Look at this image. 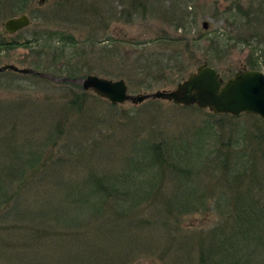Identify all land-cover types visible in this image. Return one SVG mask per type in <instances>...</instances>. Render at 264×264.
I'll return each mask as SVG.
<instances>
[{
    "label": "rangeland",
    "instance_id": "rangeland-1",
    "mask_svg": "<svg viewBox=\"0 0 264 264\" xmlns=\"http://www.w3.org/2000/svg\"><path fill=\"white\" fill-rule=\"evenodd\" d=\"M9 4L0 0V65L44 76L0 72V182L8 196L0 204V264H216L201 263L199 243L212 231L229 246L223 231L229 232L233 206L220 208L218 198L232 196L234 189L224 186L221 171L213 168L228 148L231 159L234 151L251 153L250 114L228 118L163 99L110 107L93 93L98 100L89 95L72 106V92L81 85L60 80L94 74L123 79L130 94L150 93L173 88L204 61L227 79L243 67L251 69L250 55L257 60L253 69L264 72V0H142L144 7L137 10L129 0H31L21 12ZM21 13L29 25L9 35L4 22ZM11 39L16 47L8 48ZM146 56L150 59L140 60ZM110 109L114 113L107 118ZM158 142L169 158L188 161V183L177 184L165 157L162 167H149L155 175L147 176L153 177L135 175L133 181L143 182L145 191L149 186L159 191L157 200L144 196L127 216L117 214L123 198L119 206L110 201L115 208L105 201L95 215L76 207L71 220L63 214L60 222L49 213H68L66 192L75 188L68 185L89 183L92 173L125 171L131 159L147 163L141 146ZM12 151L24 154L22 177L9 174L17 158ZM30 151L37 155L33 166L23 164ZM25 213L40 216L33 220ZM84 213L93 217L82 223ZM226 250L216 252L215 261L224 252L235 258L232 247ZM240 261L234 264H264V242L243 248Z\"/></svg>",
    "mask_w": 264,
    "mask_h": 264
},
{
    "label": "trees",
    "instance_id": "trees-1",
    "mask_svg": "<svg viewBox=\"0 0 264 264\" xmlns=\"http://www.w3.org/2000/svg\"><path fill=\"white\" fill-rule=\"evenodd\" d=\"M31 0H8L10 2V8L11 11L14 12H21L25 9L26 5L29 4ZM130 5H132L133 10H137L138 8L143 9L144 5L142 4V0H129ZM239 9V8H238ZM242 9H239L241 11ZM207 36L206 34H203V37ZM252 40L255 39L256 41H260L258 38L255 37V35H252ZM37 41V39H36ZM28 41L26 40L25 43ZM226 41H224V44ZM8 48L10 47H16L15 41L8 40L7 42ZM64 44V41L63 43ZM95 44V43H93ZM2 41L0 42V46H2ZM146 44H143V47L141 49H147L145 46ZM253 50V49H251ZM148 60L150 59L148 56L140 58V60ZM137 60V59H136ZM255 61V62H254ZM246 64L250 68H255L257 66V60L254 59L252 55H250L246 59ZM140 69H143V67H138ZM129 76L128 74H126ZM68 77H75L72 75H68ZM73 99L71 100L72 106H78L80 104H77L78 101L83 100V98L91 95V92H83L80 90L72 92ZM94 99H99L97 97H92ZM110 107H115L116 105L108 104ZM195 108V107H194ZM82 110V107H79V111ZM113 111L110 109L107 110V115L105 114V117H112ZM223 117L233 118L230 115H221ZM253 119L251 124H248L246 127L248 128V132L250 134L251 141L253 140L255 145L251 148V153H248L246 156L240 155L238 151H234V155L229 154V149H227L226 152H222V155L218 157L217 161V167H215L216 164H214L213 169L220 170L221 171V179L224 180L223 185L227 186L229 188H233L232 196H228L227 194H221L218 198L219 201V207L224 208L228 210V206H233L232 211V218L233 220H229L231 224L228 229L229 232L223 231V236H225L226 239H230L231 241H224L227 242L229 246L221 245L222 242L216 241V237L218 236V232H212L209 231V238L207 242L205 241L201 244L199 243V260L201 263H204L206 261H210L211 263L216 264H234L238 263L240 261V254L243 255V248L249 247L251 244L258 243V241L264 242V122L260 120V118L256 115H247ZM56 130L59 132L60 129L58 126H56ZM34 138L35 134H32ZM11 139L8 136V140ZM142 144H147L146 139L141 141ZM162 142L158 143H151L148 144L145 147L140 148L141 150V158L149 159L150 161L141 162L140 157L136 160L131 162H127L125 166H127V169L125 171L118 170L114 173V175H106V174H99L95 175V173H92L89 175L90 182L83 183L82 186L77 185H68L69 187H75L74 190L66 192V194L69 195L70 200L69 207H68V213L64 212H58V213H51L56 215V218H58V221L61 222L60 216L63 214H68L71 218L75 215L74 209L77 207L82 208V212H88L90 215L94 213L95 215L97 212L100 214V210L103 208V204L106 201L109 205H111V208H115L113 204L110 203L112 199L119 202V198H123L120 200V202L123 200L125 201L124 206L122 207V210H120L119 213V219L122 217L121 215H126L128 212L133 211L135 209L136 205L140 203L139 200L144 199V196L147 198L153 197V201L157 200V195L159 194V191L154 192L151 190V186L147 188L145 191L143 186V182L137 181L133 182L135 177L138 175L145 176L147 178L153 177L155 174L151 172V170L148 171L149 167L152 169L154 167V164L157 165V168H160L163 166V160L165 157L168 158L169 162L166 164L168 167H171V171L177 176L179 179L177 184H185L188 183V173H189V166L186 164L188 161L183 160L182 158L170 156V158L164 153L165 150L163 149V146L161 144ZM56 143L54 142V145ZM229 145V143L227 144ZM144 150V151H143ZM217 150V149H216ZM255 153V151H257ZM218 152V150H217ZM36 152L30 151L28 154H26L29 158L26 160L23 164H27L30 166H33V164L36 163L37 155ZM259 153H261L259 155ZM12 156L17 157L16 159L10 163V166H8L9 171H11L9 174L10 176H23L25 174L24 169L26 166H20L19 165V158H21L20 155L17 153H14L12 151ZM20 156V157H19ZM166 158V159H167ZM178 158V159H176ZM263 160V162H261ZM144 161V160H142ZM153 175V176H147ZM136 175V176H135ZM149 184V183H147ZM134 185V187L131 189L130 186ZM189 185V184H186ZM179 187V186H178ZM5 186L2 185L0 182V204H5L8 202V196L6 197L4 192ZM6 189V188H5ZM158 190V189H157ZM133 192V193H132ZM3 196V199H1ZM185 196H188V194H185ZM153 201L148 200L149 203H153ZM120 203H118V206ZM61 208V207H60ZM63 209V208H62ZM190 207H188L187 211H191ZM225 210V212H226ZM170 212V209H168ZM172 213V212H171ZM27 214V213H25ZM23 214V216H25ZM86 213H84V222L86 220L93 217H87L85 216ZM32 215L33 220H35V217H39L38 214H27ZM17 217V216H16ZM60 217V218H59ZM17 218H20L18 215ZM22 219V218H20ZM65 218L62 217V220ZM56 221V220H55ZM65 222L73 225H81L82 223H75L70 222L67 220H64ZM106 222L105 220H103ZM63 222V221H62ZM132 222V221H131ZM141 224V220L138 221ZM133 223V222H132ZM66 224V223H65ZM134 224V223H133ZM227 227V226H226ZM142 228V227H141ZM75 235V234H73ZM72 236V235H71ZM220 237V236H218ZM74 238V236H73ZM224 238V239H225ZM230 247H232V254L235 258L228 256L230 253L224 252V256H221V258L217 259L215 261L214 256H218L219 252H223V248L228 249L226 251H229ZM237 249V250H234ZM255 252H257L254 249ZM218 252V253H216ZM34 256V255H33ZM249 256V255H248ZM33 258V257H32ZM234 259H237L234 260ZM254 259H256V256H254ZM243 260V259H241ZM257 261V259H256ZM247 264H251L248 261H246Z\"/></svg>",
    "mask_w": 264,
    "mask_h": 264
},
{
    "label": "water",
    "instance_id": "water-1",
    "mask_svg": "<svg viewBox=\"0 0 264 264\" xmlns=\"http://www.w3.org/2000/svg\"><path fill=\"white\" fill-rule=\"evenodd\" d=\"M29 17L22 13L8 18L3 27L8 34L28 26ZM202 27L207 29L206 21ZM10 70L21 74L44 76L30 68L5 63L0 72ZM60 81L81 83L83 90H90L111 104L129 102L140 104L147 99H163L176 105L196 106L213 114L238 117L241 114L257 115L264 121V72L259 69L241 68L231 77L223 79L204 61L171 89H157L150 93L130 94L123 79H110L89 74L80 79L62 78Z\"/></svg>",
    "mask_w": 264,
    "mask_h": 264
},
{
    "label": "flooded vegetation",
    "instance_id": "flooded-vegetation-1",
    "mask_svg": "<svg viewBox=\"0 0 264 264\" xmlns=\"http://www.w3.org/2000/svg\"><path fill=\"white\" fill-rule=\"evenodd\" d=\"M5 64V63H4ZM4 64H2V65H4ZM2 65H0V66H2ZM4 71H7V70H4ZM1 72H3V71H1Z\"/></svg>",
    "mask_w": 264,
    "mask_h": 264
}]
</instances>
